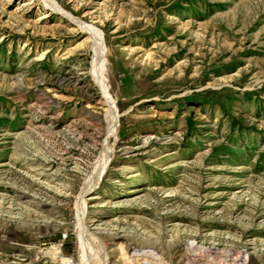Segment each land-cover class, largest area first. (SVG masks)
Wrapping results in <instances>:
<instances>
[{"label": "rangeland", "instance_id": "obj_1", "mask_svg": "<svg viewBox=\"0 0 264 264\" xmlns=\"http://www.w3.org/2000/svg\"><path fill=\"white\" fill-rule=\"evenodd\" d=\"M50 1L0 0V264H264V0Z\"/></svg>", "mask_w": 264, "mask_h": 264}, {"label": "bare ground", "instance_id": "obj_2", "mask_svg": "<svg viewBox=\"0 0 264 264\" xmlns=\"http://www.w3.org/2000/svg\"><path fill=\"white\" fill-rule=\"evenodd\" d=\"M45 1L47 2L49 7L54 8L55 5L53 4L52 1H50V0H45ZM80 25L82 28L87 30L89 35L94 40V44L92 45L93 60H92L91 72L94 76V80L96 81L97 85L102 90L106 102H108V108H107V113H106V126H107L108 138H110L111 136H114L118 130L117 129V123H118L117 111L118 110H117L116 104L110 103L109 98L107 96L109 90L107 91L105 79H104L105 78V74H104L105 47L101 43V40H100L101 33L98 29H96L95 27H84V25H82V24H80ZM109 159H110L109 149H105L102 152V154L99 158V161H98L97 165L95 166L91 177L87 181L86 186H84L85 187L84 192H86L87 190H89L91 188H95L98 186L100 178L105 173V171L108 169ZM90 199H92V198H90ZM80 207H81V205H80ZM83 208H84V204L82 205L81 219L83 218V215H84ZM79 225H81V224H79ZM83 226H81V231H83V232L80 231L81 233L84 234L81 237L82 243H84L87 240V242H90L93 245L96 243V246L98 244H100L99 241L97 240L98 238H93L89 233L86 232L87 230L86 231H84L85 229L83 230ZM84 245H85V243H84ZM86 246H87V244H86ZM101 250H100V252L98 251L100 254L103 253V251H101Z\"/></svg>", "mask_w": 264, "mask_h": 264}, {"label": "trees", "instance_id": "obj_3", "mask_svg": "<svg viewBox=\"0 0 264 264\" xmlns=\"http://www.w3.org/2000/svg\"><path fill=\"white\" fill-rule=\"evenodd\" d=\"M263 112H264V109L259 108L258 111H257V114L260 115V114L263 113ZM230 121H231V124H232V127H233V128H235V127H240V126L238 125V122H237L235 119H231ZM245 129H246V127H240V128H238V130H240L241 132H242L243 130H245Z\"/></svg>", "mask_w": 264, "mask_h": 264}]
</instances>
